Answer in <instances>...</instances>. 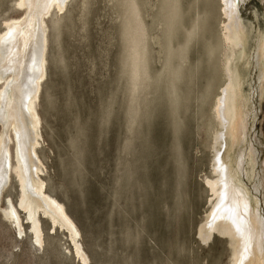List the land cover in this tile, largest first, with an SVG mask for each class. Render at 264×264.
<instances>
[{
    "label": "rangeland",
    "instance_id": "1",
    "mask_svg": "<svg viewBox=\"0 0 264 264\" xmlns=\"http://www.w3.org/2000/svg\"><path fill=\"white\" fill-rule=\"evenodd\" d=\"M23 1L0 0V38L28 18ZM236 1L237 48L225 39L222 0H65L44 16L39 176L75 222L88 264H233L231 239L200 235L217 200L207 182L218 151L229 163L243 151L236 183L264 218V0ZM231 80L247 112L237 143L217 109ZM9 177L0 264H84L69 230L42 212L36 241L20 180Z\"/></svg>",
    "mask_w": 264,
    "mask_h": 264
},
{
    "label": "bare ground",
    "instance_id": "2",
    "mask_svg": "<svg viewBox=\"0 0 264 264\" xmlns=\"http://www.w3.org/2000/svg\"><path fill=\"white\" fill-rule=\"evenodd\" d=\"M235 1L222 0L224 16L228 22L225 25V39L237 48L243 41H241L240 34L242 25L237 18ZM64 3L65 0H24L22 4L26 5L30 12L28 18L23 21L13 20L7 25V32L0 38V80H5L7 77L5 75L12 76L10 81L6 79V89L0 93V122L5 128L0 138V196L9 182L10 171H15L23 190V196L21 195L23 198L19 206L29 212L27 213L29 221H32V226H34L36 241L42 242L40 236L42 237L43 234H41L38 219L39 212H42L43 217L52 221L54 226L58 225L69 230L78 255L81 256L84 264H88V257L76 240L80 236L79 230L66 212L64 205L46 192V185L39 176L41 164L36 156L40 137V119L36 111V101L40 81L45 74L44 16L54 4L62 10ZM259 49V56H262L264 39ZM262 75L264 76V72ZM218 104V116L223 127L231 133L233 141L237 143V139L244 138L247 120L240 85L232 83L231 80ZM11 129L14 132L17 148L16 166L10 162L9 144L12 138L9 132ZM224 156L225 152H217L215 164L217 179L207 182L217 200L206 224L201 228L200 235L205 238L219 234L231 239L234 244L233 264H264V218L260 214L258 204L253 208L246 191L236 183L237 172H242L243 151L240 150L237 158L230 163L225 160ZM29 189L33 191L30 192ZM9 208L5 212L7 218L12 219L21 232L23 228L18 210L12 206L11 202Z\"/></svg>",
    "mask_w": 264,
    "mask_h": 264
}]
</instances>
